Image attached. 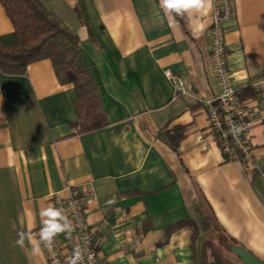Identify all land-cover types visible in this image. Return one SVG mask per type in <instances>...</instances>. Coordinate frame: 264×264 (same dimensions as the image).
<instances>
[{"label": "crops", "instance_id": "1", "mask_svg": "<svg viewBox=\"0 0 264 264\" xmlns=\"http://www.w3.org/2000/svg\"><path fill=\"white\" fill-rule=\"evenodd\" d=\"M40 1L78 34L108 123L75 131L78 91L60 82L48 58L24 74L0 70V264H49L42 246L29 255L27 240L24 248L15 242L29 213L37 235L40 209L83 183L100 264H201L217 231L264 261V127H251L246 162L226 160L206 104L219 92L212 11L170 23L159 0H83L82 22L78 0ZM234 4L228 65L239 99L254 102L252 83L264 72V0ZM13 31L0 1V36ZM179 135L175 151L170 141ZM55 240L66 256L64 235ZM224 262L244 264L231 251Z\"/></svg>", "mask_w": 264, "mask_h": 264}, {"label": "trees", "instance_id": "2", "mask_svg": "<svg viewBox=\"0 0 264 264\" xmlns=\"http://www.w3.org/2000/svg\"><path fill=\"white\" fill-rule=\"evenodd\" d=\"M0 1L14 25L13 32L0 36V70L7 74H24L32 62L50 59L60 82L73 83L78 91V119L72 124L75 131L87 133L104 127L108 121L91 70L82 61L78 34L69 29L40 0ZM76 12L80 21L85 22L83 0H78ZM241 97L243 94H240ZM181 137L171 138V146L175 151ZM230 159L246 162L245 155L234 145L232 154L226 156V160ZM231 245H237L236 241L217 231L216 238L204 245L201 264H225L224 255L230 251Z\"/></svg>", "mask_w": 264, "mask_h": 264}, {"label": "built area", "instance_id": "3", "mask_svg": "<svg viewBox=\"0 0 264 264\" xmlns=\"http://www.w3.org/2000/svg\"><path fill=\"white\" fill-rule=\"evenodd\" d=\"M235 15L234 0H214L212 23L208 31L211 68L217 79L219 92L215 98V105L206 101L209 106V126L217 137L220 147L226 156L232 154L233 145L249 157L251 150V127L261 123L264 127V72H260L254 79L252 86L257 99L254 102L241 101L238 88L234 82L228 65L226 44V23ZM172 79L176 89L183 91L182 80L166 71ZM242 129L233 134L231 129ZM69 197L65 200L56 196L55 207L62 208L73 224L71 234L63 233L65 239L66 256H62L58 244L54 239L51 249L44 248L49 264H64L72 256L77 245L87 249L92 254L89 262L87 253L83 264H100L97 255V241L86 220V211L82 193L87 192V184L68 186ZM94 197L88 196L85 201L91 202ZM39 231V230H38Z\"/></svg>", "mask_w": 264, "mask_h": 264}, {"label": "clouds", "instance_id": "4", "mask_svg": "<svg viewBox=\"0 0 264 264\" xmlns=\"http://www.w3.org/2000/svg\"><path fill=\"white\" fill-rule=\"evenodd\" d=\"M159 6L164 11L169 22H173L175 16H183L186 13L207 15L214 9V0H159ZM2 115V114H0ZM242 129H231L232 133L238 134ZM27 222V231L19 233V239L15 242L21 248L25 247V241L31 245L29 255H41L42 245L44 248L51 249L54 239L63 233L71 234L73 230L72 221L64 213L62 208L49 204L39 211L40 227L37 235H33L32 229L35 224L32 219V213H29ZM23 223V220L21 221ZM88 261L92 260V254L87 249L77 245L67 264H83L85 254Z\"/></svg>", "mask_w": 264, "mask_h": 264}, {"label": "water", "instance_id": "5", "mask_svg": "<svg viewBox=\"0 0 264 264\" xmlns=\"http://www.w3.org/2000/svg\"><path fill=\"white\" fill-rule=\"evenodd\" d=\"M230 251L237 255L244 264H264V261L240 245H231Z\"/></svg>", "mask_w": 264, "mask_h": 264}]
</instances>
